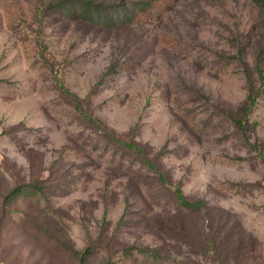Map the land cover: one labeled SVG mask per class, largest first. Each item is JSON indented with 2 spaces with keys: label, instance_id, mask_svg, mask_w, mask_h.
I'll list each match as a JSON object with an SVG mask.
<instances>
[{
  "label": "rangeland",
  "instance_id": "rangeland-1",
  "mask_svg": "<svg viewBox=\"0 0 264 264\" xmlns=\"http://www.w3.org/2000/svg\"><path fill=\"white\" fill-rule=\"evenodd\" d=\"M63 1L0 0V193L45 187L0 198V264H80L86 248L84 264H264V93L248 143L220 113L243 102L263 46L257 3L167 0L104 26ZM62 85L171 184L97 134ZM174 185L204 206L181 207Z\"/></svg>",
  "mask_w": 264,
  "mask_h": 264
},
{
  "label": "trees",
  "instance_id": "trees-1",
  "mask_svg": "<svg viewBox=\"0 0 264 264\" xmlns=\"http://www.w3.org/2000/svg\"><path fill=\"white\" fill-rule=\"evenodd\" d=\"M71 3L73 0H68ZM110 1V0H106ZM114 1V5H119L120 8L117 11V14L108 13L106 11L109 10V7L102 1L101 3L105 4L102 7H97L98 5L92 0H74L84 14L83 17L90 22H94L97 24H106L103 22L113 20V19H120V18H128L130 20L137 19L140 16L148 17L151 11L157 10L160 8L167 0H112ZM263 16L262 22V42L263 46L258 50V53L255 58V63L253 65L252 70L247 68L246 66L243 67V74L246 82V95L239 106V108L235 110H224L220 108V113H222L230 122L233 124L234 128L241 134V137L244 139L246 143H248V137L245 134V122L247 121V115L252 111L253 107L257 103L258 98L264 93V0H254ZM63 4L67 3V0L62 2ZM69 3L67 5H69ZM166 4V3H165ZM54 5V4H53ZM58 6V3H56ZM66 5V6H67ZM123 8L121 9V7ZM101 11H104L101 20ZM105 12L107 14H105ZM105 15V16H104ZM97 17V18H96ZM96 18V19H95ZM237 58L241 59V52L239 51L237 54ZM259 80V84L256 83V79ZM62 89L65 94L72 96L73 98V107L77 113H79L85 122L91 126L97 134L103 135L108 142L110 143H117L122 145L128 151H133L140 154L142 161L146 164L147 168L157 174L158 179L162 183H170L164 176V174L156 167L153 159L150 158L146 153L145 149L142 145L137 144L134 140H122L113 134L112 131H108L104 126L103 122L93 116L88 114L87 111L83 108V100L79 99L75 94L70 92L66 87L62 85ZM136 129V128H135ZM7 130L4 131L6 133ZM252 146L254 148H259L261 152V160L264 163V140L255 139ZM161 155V151L158 153V156ZM5 178V177H3ZM45 187L44 184L40 180H35L34 182H26V183H17L14 184L12 187L4 190L3 193H0V198L3 204H10L16 202L20 195L23 193L25 194L27 191H40L39 193H44ZM38 193V192H36ZM172 195L174 199L178 202L181 207L184 208H202L204 206L203 200H196L194 202L188 201L184 194L182 193L180 187L178 185H174L172 189ZM122 223V219H119L117 224L120 225ZM141 248H139L140 250ZM73 254L78 259L80 264H84L87 257L91 254L88 248L83 250H73Z\"/></svg>",
  "mask_w": 264,
  "mask_h": 264
}]
</instances>
